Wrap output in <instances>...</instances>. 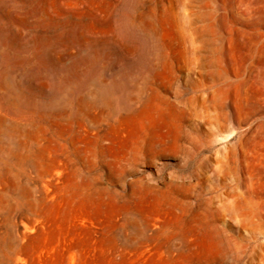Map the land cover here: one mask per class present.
Masks as SVG:
<instances>
[{"label": "rangeland", "instance_id": "1", "mask_svg": "<svg viewBox=\"0 0 264 264\" xmlns=\"http://www.w3.org/2000/svg\"><path fill=\"white\" fill-rule=\"evenodd\" d=\"M182 3L0 0V78L14 70L25 98L13 110L0 93V113L39 131L34 150L53 165L43 176L27 171L45 211L23 238L34 264H59L64 253L68 264H264V42L234 45V72L217 79L225 87L208 102L210 77L190 69L179 37L183 7L198 6ZM96 77L116 110L101 115L104 105L93 104L101 119L92 125L78 111ZM57 215L77 232L49 228ZM128 217L149 223L133 245L122 239Z\"/></svg>", "mask_w": 264, "mask_h": 264}, {"label": "bare ground", "instance_id": "2", "mask_svg": "<svg viewBox=\"0 0 264 264\" xmlns=\"http://www.w3.org/2000/svg\"><path fill=\"white\" fill-rule=\"evenodd\" d=\"M191 1L197 3L198 9L183 7L182 16L180 15L181 19L179 18L181 20L179 37L183 41L180 40L184 42L185 54L191 66L190 69L196 71L195 69L199 68L203 75L210 77L211 81H203V96L206 100L208 99V102H211L213 101V96L216 93H220L221 95L220 91L225 87V85H222L223 88L217 85V79H223L224 76H230L234 72L231 66V55L234 45L246 47L247 49L253 47L254 49L256 42L261 40L264 42V0H228V5H225L224 0H183L182 4L185 6L187 2ZM153 32H155V30H153ZM173 34H175V31ZM1 49L2 45L0 43V51ZM93 82L97 86L87 90L86 97L84 95L78 111V114L83 116L92 125L97 124L101 119L94 117L90 113L93 104L98 103L104 105L105 109L101 111V115L108 111L114 112V110H116V100L112 90L109 88L104 89L98 77H96ZM227 83H229V86L231 85V81ZM21 86V83L17 79V73L12 69H5L0 78V93L4 94L6 102L13 110L25 109L23 105L25 98L22 95ZM232 89L233 87L231 90ZM139 90H137V92ZM64 91L65 90L59 92L61 96L56 98L58 101L61 99L62 95H64ZM228 92V107H231V110H235L236 105H234L233 99L237 93L235 94L234 91ZM203 98L201 99L202 102H207L205 99L203 101ZM219 98L221 99V97ZM225 98L223 97V99ZM210 99L211 101H209ZM250 112L252 113V111ZM214 113L216 115L217 112ZM60 114V116L64 118L69 117V113L67 112ZM215 115H213V117ZM230 122H234V125L231 124L235 130L238 131L241 129L242 126L235 118H231ZM245 128L246 132L249 133L252 129V122L247 121ZM245 135H243L242 132H237L238 140L241 141L242 136ZM39 137V131L36 129L16 127L5 120L0 113V187L5 181L6 173H13L12 175L15 177L13 181L5 186V192L0 194V264H22L25 261L34 264L33 255L29 250V245L32 244V241L28 240L27 245H24L23 238H30L28 229L39 228L37 223L39 221L43 222L45 219V211L41 203L42 198L38 196V192L36 191L38 188L37 183L29 178L27 171H33L39 176H43L50 172L53 166L46 162V157L42 152L36 151L37 149L34 150L35 144L40 140ZM234 150L236 152L235 155H243L238 145H236L235 149L233 148V153ZM240 172V174H244L245 176L243 167H241ZM239 209L240 206L237 204L230 206V211L233 214H237ZM57 217L55 216V218L52 219L49 217V228L53 229V227L57 226L59 223L63 225L62 219L58 215ZM147 224L149 223H145L135 217H130L128 219L129 232L122 238L124 242H126L125 244L130 245L132 243L133 245V243L146 237V231L149 228ZM65 225L67 226L62 228L65 234L69 235L70 233L77 232V228H75L74 225L64 223L63 227ZM251 230L253 234L256 232L254 228H251ZM91 237L92 240L95 239L94 233ZM256 246L255 248L257 249ZM253 256L252 258H255ZM252 261L254 260L252 259ZM68 263V253H64L59 264Z\"/></svg>", "mask_w": 264, "mask_h": 264}]
</instances>
